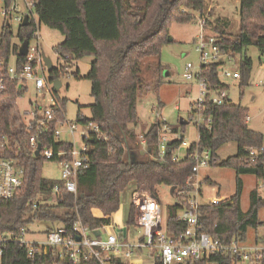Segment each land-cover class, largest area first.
<instances>
[{
    "label": "trees",
    "instance_id": "16d2710c",
    "mask_svg": "<svg viewBox=\"0 0 264 264\" xmlns=\"http://www.w3.org/2000/svg\"><path fill=\"white\" fill-rule=\"evenodd\" d=\"M11 1L6 0V5L9 6ZM33 1L37 19L31 18L27 26H19L17 34L13 27L1 26L0 62L10 66L14 58V65L21 67L26 58L19 54V48L24 42L33 40L41 25L60 32L65 39L55 51L59 60H65L67 68L85 57L93 58L91 70L84 77L91 82L94 100L90 106L91 118L82 116L79 111L76 122L83 126L97 125L100 135L93 133L90 139L84 140L89 149L90 166L79 172L77 195L67 192L61 186V180L50 181L43 177L42 168L48 161L42 155L35 156L30 138L39 134L42 149H51L55 154L70 151L73 144L55 136L58 127L66 121L68 100L59 98L58 92H54L60 109L55 111L53 120L43 126L39 124L43 118L38 116L30 127L15 112L17 100L28 93V88L6 80L7 91L0 95V136L10 141L6 156L24 170V186L15 198L0 199V238L19 237L36 221L50 223L48 232L62 227L73 232L78 221L90 230L110 225L111 217L120 211L122 198L142 186H148L156 196V187L162 185L189 192L188 180L193 176L195 165L190 155L196 148L211 151L212 167L218 165L236 172V194L232 198L219 206H201V233L224 243L238 237L246 240L250 231L261 234L264 220L259 212L264 208V198L259 189L251 193L249 210H242V177L253 175L257 181H264V157H250L251 149L264 146V136L249 127L248 108L230 101L223 105L207 104L204 115L212 122L209 126L199 127V142L192 143L180 162L173 161V154L182 145L184 137L170 140L166 158L162 161L157 159L156 144L164 123L155 121L145 132L146 148L141 146L136 130L140 125L138 100L150 87L142 77L143 62L161 57L164 46L169 44L174 24H190L196 21L197 14L203 17L206 0ZM239 14L241 32L235 39H220L216 33L223 37L225 32L213 28L223 58L220 62L203 65L198 76L206 81L211 92L229 90L221 79V67L225 66L228 57L241 55L251 46L257 47L264 56V0H240ZM63 67L64 64L50 73L51 82L65 75ZM252 69V59L245 54L241 60V90L248 86ZM75 77L82 79L79 71ZM162 84L159 77L154 91L159 92ZM159 105L163 104L159 102ZM180 127L184 130L186 125ZM173 133L177 134L178 130L171 128ZM230 143L238 146L237 155L222 161L218 152ZM62 160L55 156L50 162ZM206 182L213 183L210 179ZM56 185L60 190L53 194ZM52 197L55 203L49 204ZM181 203L177 201L167 208V230L173 237L188 229L187 223L177 220L184 208ZM95 211L101 215H96ZM134 223L135 210L131 206L127 224L132 226ZM59 256L52 249L47 254L38 252L30 257L28 246L10 241L3 250L1 264H73L69 257ZM113 264L125 263L116 259ZM191 264H234V261L229 256L217 254Z\"/></svg>",
    "mask_w": 264,
    "mask_h": 264
},
{
    "label": "built area",
    "instance_id": "2783aa9c",
    "mask_svg": "<svg viewBox=\"0 0 264 264\" xmlns=\"http://www.w3.org/2000/svg\"><path fill=\"white\" fill-rule=\"evenodd\" d=\"M6 0H2L5 10L2 12L4 21L1 24L12 27L15 22L19 26L23 25L25 17L35 18V2L33 0H12L7 6ZM23 4V8L19 3ZM200 30L196 36V51L200 55L201 67L212 63L220 62L223 58L217 40L205 33L208 25L206 18H199ZM19 28V27H18ZM35 42L34 45L32 43ZM44 53L40 43L39 31L35 33L34 38L29 42L28 54L26 61L21 67L15 65L7 66L5 62H0V95L7 91L6 80L16 82L19 85H33L39 93L46 95L51 94L54 100V106L44 109L42 114L37 110L30 113L34 115L27 125L31 127L33 121L38 116L43 119L39 124L45 126L53 120L55 111L60 109L54 99V84L50 85V78L46 77L48 71L44 61ZM201 67L198 72L194 71L193 64H188L184 78L191 80L196 78L200 84V96L197 101L191 105L193 116L197 117L198 126H209L211 118L205 117V108L207 104L223 105L229 102L226 91L211 92L205 80L198 78ZM4 71V74L1 73ZM50 74V73H49ZM221 74L232 79H240L238 72L231 73L221 67ZM54 83V82H53ZM31 105L33 106V102ZM158 113V112H157ZM157 117L160 122L164 123L159 131L156 144L157 159L165 160L168 144L167 137L171 134V128L168 126L162 116L158 113ZM249 121V119H248ZM64 123H67L65 121ZM63 124V123H62ZM69 133L74 138L78 130L77 124L68 123ZM40 133L42 131L40 130ZM99 134V127L93 123L82 129L81 135L84 140L91 138L92 134ZM59 129L55 136L60 137ZM139 135V134H138ZM103 138V136H100ZM140 144L146 148L147 142L144 135H139ZM0 199L11 200L19 195L24 186V170L18 163L6 156V151L10 148V141L5 136H0ZM70 151H62L57 154L51 149L41 151V154L47 161H51L57 156L62 158L61 181L62 187L67 192L77 195V180L81 170H86L90 166L89 149L86 143L80 150L77 149L75 142ZM192 144L183 141L182 145L173 154V161L180 162L183 160L188 149ZM30 146L33 152L39 147V134L30 138ZM181 147H186L184 156L179 153ZM258 156L264 157V146L250 150L252 159ZM69 157V159H65ZM190 159L195 162L193 176L188 180V186L191 191H179L176 189L175 197L177 201H182L184 208L179 212L177 220L188 224V229L183 234L173 237L167 230V219H163L162 206L156 195H154L148 186H142L134 191L131 195L132 204L135 210V223L129 224H112L102 226L94 230L86 228L80 221L75 224L73 232H69L64 227L47 233V242H27L25 237L27 229L21 232L19 237L0 238V264L3 256V250L10 241L18 242L29 248V256L33 257L38 252L48 253L54 249L60 255V258L67 256L73 264L82 262H97L98 264H113L114 260L119 259L125 264H147L144 258L153 260L148 264H191L197 263L204 257L222 254L233 259L234 264H264V226L261 234L249 235L246 240L235 238L230 243H224L220 240L213 239L206 234L201 233L200 208L203 205L219 206L224 201L222 198H212L204 202V193L200 184H192L193 178H199L200 170L204 167L211 166L212 153L209 150H200L196 148L190 155ZM200 180V179H199ZM264 187V181L260 182ZM60 186L56 185L53 194L58 193ZM156 196L155 198L153 197Z\"/></svg>",
    "mask_w": 264,
    "mask_h": 264
},
{
    "label": "rangeland",
    "instance_id": "374dc122",
    "mask_svg": "<svg viewBox=\"0 0 264 264\" xmlns=\"http://www.w3.org/2000/svg\"><path fill=\"white\" fill-rule=\"evenodd\" d=\"M19 5L23 8V4ZM240 0H206V12L203 17L197 14L196 21L190 24H174L171 28L170 36L175 39V42L165 45L161 57L149 58L143 62L142 77L149 84V88L140 94L138 100V116L140 125L137 127V133L144 135L155 121H159L158 113L166 121L170 128L178 130V133L169 134V140H176L184 137V141L188 144L199 142V126L197 124L198 118L192 116L190 113L191 105L198 100L200 96V84L193 78L186 80L183 76L186 72L188 64H193L194 71L198 72L201 67L200 55L196 51V36L200 30L199 18H206L208 25L205 28V33L215 37L212 32L213 28L218 27L223 30L225 35L217 36L221 38L235 39L240 35ZM5 6L0 0V28L4 21L2 12ZM37 19V16H35ZM15 34L18 32L19 25L12 23ZM40 43L42 51L47 58H50L56 68L62 67L64 64V76L60 79L62 87L58 92L61 99H67L68 103L65 108V120L67 123L61 124L58 129L60 131L61 141L75 142L78 150L83 146V138L81 131L85 126L77 124V117L79 111L82 116L91 118L90 106L94 100L91 96V82L84 79V77L91 70L92 57H85L73 64L72 67L67 68L65 60H59L55 48L62 44L64 36L45 25L39 27ZM172 34V35H171ZM174 41V40H173ZM35 42L32 43L34 45ZM252 59L253 69L249 79L248 86L240 89V79H232L221 74L222 81L229 86L226 90L229 100L232 104L241 103L244 107L249 109V127L264 136V56H262L257 47L251 46L245 50L243 54H235L232 58L228 57L225 63V69L231 73L238 72L241 74V60L244 55ZM13 58L10 65H14ZM70 64V63H69ZM161 68V71L157 69ZM79 71L82 79H77L75 74ZM157 71V72H156ZM46 77L50 78L47 71ZM162 78V84L159 92L154 91L156 82ZM50 85L54 83L49 81ZM241 92L243 97H241ZM33 102V106L30 104ZM159 102L163 105L160 106ZM54 106L53 96L39 93L33 85H29L28 93L17 100L15 112L20 120L28 123L32 118L30 113L37 110L39 114L43 113L44 109ZM158 112V113H157ZM192 116V118H191ZM190 121L183 130L180 127V120ZM33 120V119H32ZM68 123L77 124L78 130L73 138L69 133ZM140 141V139H139ZM144 148V147H143ZM186 147H181L180 154L184 156ZM238 146L235 143H230L223 147L218 152V157L224 161L232 156L237 155ZM42 175L45 179L50 181H60L62 175V166L60 163L46 162L42 168ZM200 177L193 178L192 184H200L204 193V202L212 198L220 197L223 200H229L236 194V172L231 168H224L220 166H208L200 170ZM200 179V180H199ZM213 183H207V180ZM244 182V189L242 194V210L248 211L251 206V193L259 189L264 198V187L257 181L253 175H246L242 177ZM170 187L157 186L156 194L162 206L163 219H167V208L170 205L177 203L176 198L170 194ZM52 197L49 204H53ZM132 204L131 193H127L121 202L120 211L111 217L112 224H126L130 213ZM96 215L100 216L99 211H95ZM259 216L264 220V208L260 210ZM57 226V225H56ZM50 223L36 221L27 228V235L25 237L27 242H47L48 228ZM261 228L260 231H262ZM249 235L253 236L250 231ZM145 262L151 263L153 260L144 258Z\"/></svg>",
    "mask_w": 264,
    "mask_h": 264
},
{
    "label": "water",
    "instance_id": "95a60500",
    "mask_svg": "<svg viewBox=\"0 0 264 264\" xmlns=\"http://www.w3.org/2000/svg\"><path fill=\"white\" fill-rule=\"evenodd\" d=\"M28 22H29V18L28 17H25L24 19V22H23V26H27L28 25ZM169 43H172L173 42V39L172 38H169ZM28 49H29V42L26 41L24 42L23 44H21L20 48H19V54L23 57H26L27 54H28ZM44 61H45V64L47 66V69H48V72L51 73L53 70L56 69V67L54 66L52 60L50 58H47L46 56H44ZM62 87V82L60 79H57L54 81V92H59L60 88ZM189 122L188 121H185L184 119H181L180 120V125L181 126H185V125H188ZM41 151H42V146L39 145L37 151L35 152V156L36 157H39L40 154H41ZM176 191V187H172L170 189V194L173 196L174 192ZM153 197L155 198L156 196L153 195Z\"/></svg>",
    "mask_w": 264,
    "mask_h": 264
},
{
    "label": "crops",
    "instance_id": "0c3cea01",
    "mask_svg": "<svg viewBox=\"0 0 264 264\" xmlns=\"http://www.w3.org/2000/svg\"><path fill=\"white\" fill-rule=\"evenodd\" d=\"M172 35V34H171ZM173 40H174V42H175V39L173 38ZM30 104H31V102H30ZM16 105H17V102H16ZM160 116H162V115H160ZM164 120V119H163Z\"/></svg>",
    "mask_w": 264,
    "mask_h": 264
}]
</instances>
